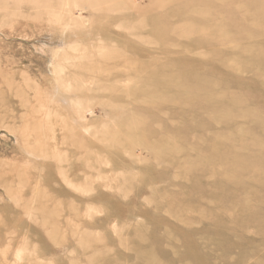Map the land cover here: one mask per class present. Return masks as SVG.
<instances>
[{"label": "rangeland", "instance_id": "rangeland-1", "mask_svg": "<svg viewBox=\"0 0 264 264\" xmlns=\"http://www.w3.org/2000/svg\"><path fill=\"white\" fill-rule=\"evenodd\" d=\"M0 264H264V0H0Z\"/></svg>", "mask_w": 264, "mask_h": 264}, {"label": "bare ground", "instance_id": "bare-ground-1", "mask_svg": "<svg viewBox=\"0 0 264 264\" xmlns=\"http://www.w3.org/2000/svg\"><path fill=\"white\" fill-rule=\"evenodd\" d=\"M222 3V2H221ZM218 5V4H217ZM210 6V5H209ZM215 7V6H214ZM203 8V7H202ZM201 9V8H200ZM207 9V8H206ZM200 11V10H199ZM203 15H201V17H202ZM200 17V18H201ZM204 17H205V15H204ZM203 18V17H202ZM202 21V20H201ZM200 22V21H199ZM211 22H213V21H211ZM203 23H204V21H203ZM221 24V23H220ZM219 25V24H218ZM224 25V24H223ZM223 25H219V26H222L223 27ZM196 26V25H195ZM197 26H198V22H197ZM217 26V25H216ZM202 27V26H201ZM212 28V27H211ZM214 28V27H213ZM205 29V28H204ZM216 30L218 31V29H217V27H216ZM216 30H214L215 32H217ZM221 30V29H220ZM219 30V31H220ZM225 30V33H226V29H224ZM206 32V31H205ZM208 32V31H207ZM212 32V31H211ZM224 32V31H223ZM218 33V32H217ZM217 33H215V35L217 34ZM224 33V34H225ZM218 37H220V36H218ZM226 37V36H225ZM214 38V37H213ZM224 39V38H223ZM225 40V39H224ZM219 41V40H218ZM221 41V40H220ZM219 43V42H218ZM170 76V75H169ZM100 88V87H99ZM80 101V100H79ZM80 103V102H79ZM76 104H77V102H76ZM67 127V126H66ZM66 129V128H65ZM60 151V150H59ZM62 152V151H61ZM63 176V175H62Z\"/></svg>", "mask_w": 264, "mask_h": 264}]
</instances>
